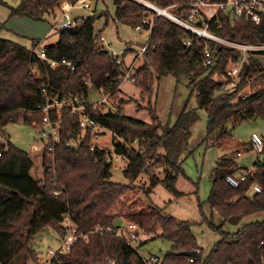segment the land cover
<instances>
[{
  "label": "trees",
  "instance_id": "16d2710c",
  "mask_svg": "<svg viewBox=\"0 0 264 264\" xmlns=\"http://www.w3.org/2000/svg\"><path fill=\"white\" fill-rule=\"evenodd\" d=\"M112 1L115 5L112 20L131 28L141 23L148 9L137 0ZM148 1L164 7L187 0ZM61 2L20 0L16 7H11L10 16L44 21L51 16L54 18V11ZM100 16L105 18L104 26L107 25L109 12L100 13L94 9L84 20L58 27V39L47 44V57L72 60V71L66 66L52 68L46 60L42 63L35 57L31 48L0 37V137L9 123L31 124L35 121L37 128L41 126L43 113L37 110V106L44 101L47 81L52 90L65 95H83L87 100L91 90L103 89L117 99L124 65L123 62L117 63V56L101 50L96 43L101 34L95 31L94 23ZM210 29L227 40L264 43V17L254 23L232 20L221 14ZM188 40L193 42L187 44ZM194 40L192 33L170 18L163 15L153 17L143 64L130 77L140 88L141 98L150 96L155 78L168 74L176 78L186 76L191 93L195 92L197 106L207 111V136L220 130L217 141L227 138L224 126L229 121L235 124L254 118L264 120V89H257L245 97L240 95L250 81H264V64L255 56H249L234 79L235 87L216 94L225 83L215 76L224 73L229 61H237L240 53L224 44L208 41L214 62L204 66L205 43ZM34 43L32 47L36 46ZM36 66L39 76L34 74ZM204 72L206 74L202 76ZM87 76L90 85L85 82ZM118 100L124 102L122 98ZM149 112L152 121L145 122L126 115L121 107L106 103L97 109H93L90 103L87 106V113L113 133L115 151L127 156L123 170L127 183L112 179V165L106 160L107 149L93 144L89 132L76 141V147L67 144L78 137L79 114L61 113L55 175L66 188L67 198L53 194V172L44 155L41 156L43 174L34 178L30 174L32 157L11 140L0 141V264H28L29 260H36L37 255L31 249L34 235L47 227L62 235L61 221L66 213L75 222L77 230L88 237L78 238L69 251L59 254V264H111L115 260L119 264H145L136 249L127 245L122 235L116 234L119 225L114 224L116 214L111 210L142 173L149 176L151 186L155 185L159 166L164 173L166 188L177 197L183 194L176 189L175 183L183 173L180 154L193 118L191 110L183 109L176 122L169 126L158 122L152 107ZM261 154L262 159L253 165L255 172L238 187H232L225 178L242 168H237L230 156L217 159L206 202L223 222L237 223L244 216L264 210V142ZM252 183L259 184L261 192L249 194ZM125 217L138 223L144 231L160 229L157 237L169 242L161 264H264V221L246 223L236 232L224 231L223 224L215 226L210 223L220 238L207 254L202 255L189 221L166 215L155 205H151L148 211L131 209ZM98 225L111 226L112 230L93 232ZM185 250H196L197 254L190 257L181 253Z\"/></svg>",
  "mask_w": 264,
  "mask_h": 264
},
{
  "label": "rangeland",
  "instance_id": "374dc122",
  "mask_svg": "<svg viewBox=\"0 0 264 264\" xmlns=\"http://www.w3.org/2000/svg\"><path fill=\"white\" fill-rule=\"evenodd\" d=\"M19 2L20 0L0 2V35L2 34L4 38L12 39L28 48L32 47L34 41V45L38 46L52 43L58 39V24L64 12L68 11L72 17H78L90 14L94 9L100 13L108 11L110 17L107 25L104 26L105 18L101 16L96 18L94 23L95 31H100L99 33L105 38L103 47L97 45L101 50L117 52L120 56L122 55L123 59L125 58L122 62L126 68L131 67V73H134L143 64V53L139 54L138 51L147 41L148 33L137 31L112 20L115 11L112 0H87L90 6L83 9L70 8L69 0H62L60 7L54 11V18L51 16L44 21L10 16L11 7H16ZM10 17L12 18L9 20ZM15 19H20L18 24L14 22ZM255 57L264 64V53L255 55ZM34 74L37 75L36 70H34ZM205 74L204 72L202 76ZM215 78L225 84L229 83L227 81H230L231 84L234 83V79L228 80L225 75L217 74ZM254 86L253 91H256L259 87L256 84ZM219 93H224L222 88L216 91V94ZM117 96V99L111 98L110 105L121 107L126 115L145 122L152 121L149 107H152L158 122L163 125L172 126L183 109L191 110L193 118L189 124V133L180 154L183 173L179 175L175 183L176 189L183 194L177 197L166 188L163 183L162 167L156 168L158 180L153 186H151L149 176L142 173L131 183L130 190L122 195L112 208L111 212L116 214L115 225H124L128 221L125 214L131 209L148 211L151 205H155L162 208L166 215L189 221L196 243L201 249L202 255H205L220 238V234L213 230L211 224L215 226L223 224L222 229L224 231L236 232L246 223L264 221L263 210L245 216L237 223L223 222L222 217L217 212L212 211L206 202L213 182L211 173L218 158L230 156L237 163L241 157L236 155V150L240 149L243 154L242 163L247 158L250 159L249 164L252 166L262 159V154L253 150L249 141L252 133L264 137L263 119L254 118L235 124L229 121L224 126V130L228 132V137L220 141H217L220 130H216L207 136V111L205 108L197 106L195 92L191 93V86L186 76L176 78L168 74L155 78L152 83V93L144 99L141 98L140 88L133 79L129 78L123 83L120 82ZM100 97L101 94L98 92L92 90L89 92V99L92 101L98 100ZM119 98L124 99V102H119ZM36 125L23 122L9 123L1 133L2 139L11 140L32 157L33 167L30 174L34 178L41 177L43 174L42 152L33 150L35 145L40 146L42 144L41 131ZM110 134V132H106L107 136ZM97 145H99L98 142ZM102 146L105 149L108 147V145ZM126 165L127 161L123 160L112 166L113 180L127 183V179L123 175ZM248 193L251 194L252 192L249 191ZM145 232L147 235L142 237L141 243L134 244L137 253L144 257L150 255L163 257L169 247V242L157 237L160 229L156 228L153 232ZM61 240L62 235L52 227L44 228L36 233L31 242V249L37 255V259L29 260L28 264H43L48 251L50 249L55 250L60 245ZM145 240L146 242L142 243Z\"/></svg>",
  "mask_w": 264,
  "mask_h": 264
},
{
  "label": "built area",
  "instance_id": "2783aa9c",
  "mask_svg": "<svg viewBox=\"0 0 264 264\" xmlns=\"http://www.w3.org/2000/svg\"><path fill=\"white\" fill-rule=\"evenodd\" d=\"M137 1L141 2L148 8L145 15H143L142 17L141 23L134 28L137 31H146L148 33L147 41L144 42L143 45L139 48V54H142L149 46L150 28L152 25L153 17L155 15H163L170 18L178 25L192 33L195 36V42L203 41L205 43L203 56L204 66L211 65L214 62L213 53L208 47V41H215L237 50L240 53L237 61L230 60L226 66L224 73L221 74L225 75L226 79L228 80L235 79L239 75L243 63L247 61V58L249 56H255L264 52V43H244L227 40L215 34L210 29L212 22L216 21L221 14L232 20L243 19L254 23L261 21L264 17V0H187L182 3L175 2L164 7L158 6L148 0ZM69 6L70 8L78 7L83 9L88 8L90 6V3L87 2V0H69ZM89 15L90 14L72 17V15L68 11H66L64 12L62 18L59 20L58 26L66 27L74 25L84 20ZM146 25H148V28L146 27ZM192 42L193 41L191 40L186 41L187 44H190ZM96 43L102 45L101 47H103V45H105L104 36L99 35V37H97L96 39ZM47 44L31 47V51L35 55V57H37L42 63L44 60H46L49 63V66L52 68L66 66L69 70H74V64L72 60H54L48 58L46 55ZM110 53L114 56H117V63H121L123 61V57L122 55L120 56L119 53ZM34 70L37 71V76L41 75L38 66H36ZM131 75V67L126 68L124 65V74L121 77L120 82L123 83L125 80L129 79ZM85 82L90 85L89 76L85 78ZM255 84L259 88L264 89V81L257 83H253L250 81L245 86L240 95L242 97H245L246 95L254 92L253 89L255 87ZM234 87L235 84H231V82L229 81V83L223 84L222 89L224 92H228L231 91ZM92 91L100 93L101 97L95 101H92L88 97V102L83 97V95H65L60 91L52 90L51 84L47 81L44 87V101L37 106V110L43 113L42 124L41 126H39V129L41 131L42 144L40 146L35 145V148L33 150H39L42 152V156L44 155L48 162L50 171L53 172L52 181L54 182V188L52 191L55 196L60 197L64 195L67 198L68 195L66 188L58 182L57 176L55 175L56 144L60 140L61 113L67 112L69 114H79V134L77 139H71L67 142V144L69 145H76V141L81 140L87 132L90 133L93 144L97 145V142L99 141L101 136L109 131L101 126L87 113V106L88 103H90L93 109H97L103 103L110 104L112 94L103 89H96ZM31 124L35 125V121H33ZM110 133L113 135L111 131ZM0 141L2 143L5 142V140L1 137ZM249 142L253 150L258 153L262 152L264 137L256 133H252ZM139 152L142 153L143 150L140 149ZM237 155H240V152H237ZM126 157V155L115 151L113 143H111V145H108L106 160L111 163L112 166L117 165L123 160H127ZM255 169L256 168L254 166H251L249 168H242L236 174H228L225 179L232 187H238L240 183L245 181L250 175L255 172ZM43 185H45V182H43ZM261 190L262 189L259 184L252 183V193L261 192ZM61 225L63 228L61 243L55 250L50 249L48 251L46 257L43 260V264H59V254H63L69 251L73 243L78 238L87 239L88 237L87 234H81L77 230L75 222L72 220L68 213L63 215ZM111 230V226L104 227L98 225L94 227L93 232L103 233L105 231ZM116 234L122 235L126 244L135 249L136 247H134V244H140L142 237H145L147 235L144 229L138 223L131 220L126 221L124 225H119V227L116 229ZM140 257L145 264H161L163 261V257H158L157 255H150L146 257L140 255ZM190 260H192V258H190Z\"/></svg>",
  "mask_w": 264,
  "mask_h": 264
},
{
  "label": "crops",
  "instance_id": "0c3cea01",
  "mask_svg": "<svg viewBox=\"0 0 264 264\" xmlns=\"http://www.w3.org/2000/svg\"><path fill=\"white\" fill-rule=\"evenodd\" d=\"M13 18H15V17H20V18H26V17H21V16H12ZM12 17H10L9 18V20L12 18ZM20 21V19H15L14 20V22L16 23V24H18V22ZM0 37H3V35L1 34L0 35ZM125 59V58H124ZM123 59V60H124ZM125 62V61H124ZM126 66V65H125ZM123 111V110H122ZM124 112V111H123ZM125 113V112H124ZM108 132H110V131H108ZM112 141H113V135L112 134H110V135H106V134H104L103 136H101V138L99 139V141H98V146L99 147H101V148H104L105 149V147H103L102 145H111V143H112ZM250 143V142H249ZM237 152H240V155H237ZM236 155L238 156V157H241V158H239V160H238V162L236 163L235 162V165H236V167L237 168H245V167H251V165L249 164L250 162H249V160L250 159H247V158H245V160L243 161V163L241 162V159H242V157H243V154H242V151L240 150V149H237L236 150ZM245 163V164H244ZM244 165V166H243ZM246 165H248V166H246ZM253 166V165H252ZM245 218V216L242 218V219H244ZM241 219V220H242ZM240 220V221H241ZM146 241V240H145ZM144 242V241H143Z\"/></svg>",
  "mask_w": 264,
  "mask_h": 264
},
{
  "label": "water",
  "instance_id": "95a60500",
  "mask_svg": "<svg viewBox=\"0 0 264 264\" xmlns=\"http://www.w3.org/2000/svg\"><path fill=\"white\" fill-rule=\"evenodd\" d=\"M73 147H76V145H72ZM184 255L190 256V257H194L197 254L196 250H185L181 252ZM112 264H119L117 260H115Z\"/></svg>",
  "mask_w": 264,
  "mask_h": 264
}]
</instances>
